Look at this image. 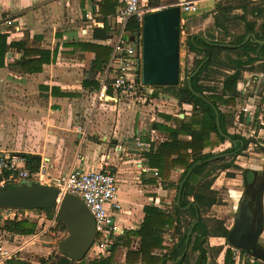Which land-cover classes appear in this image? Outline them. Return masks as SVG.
I'll return each mask as SVG.
<instances>
[{
  "label": "crops",
  "instance_id": "1",
  "mask_svg": "<svg viewBox=\"0 0 264 264\" xmlns=\"http://www.w3.org/2000/svg\"><path fill=\"white\" fill-rule=\"evenodd\" d=\"M112 1L115 0H0V35H7L8 44L23 40L25 33H30L29 37L32 39L35 36L43 39L42 36L50 35V47H41L51 51L58 49L56 62L45 65L42 73L33 75L25 74L14 66L21 59L22 52L11 48L6 53L4 67L0 68V155L40 156L41 164L42 162L46 164L47 172L53 178L66 174L78 166L85 168L94 166L100 169L109 164L119 179L118 198L122 208L115 214L114 224L122 229L124 234L125 230L136 229L133 222H143L146 206L154 205L163 209L159 205L161 194L158 196L154 194L158 191L157 186L162 192V185L166 187V183L160 178H156L155 183L149 182L154 179L155 172L147 167L145 151L136 148L135 140L139 138L143 142H152L153 146L157 147L167 135L153 130V123L171 126L172 122H166L161 115L150 116V120H147L150 125L147 126L144 120H141L138 111L135 116L133 115V111L141 106L129 103L127 99H122L118 104L100 106L94 101L91 88L83 86L94 54L75 50L69 44L85 43L110 48V61L116 39L120 36L126 38L128 35L125 31L126 26L124 28L117 18L121 8L118 0L115 14H105L107 10L111 11ZM177 1L142 0V5L159 9L173 6ZM180 3L178 1L179 5ZM227 3L215 2L214 21L220 8L231 9L230 16L226 17V20L220 18L223 27L228 30L238 21L244 27L241 19H235L240 15L234 12L243 11L239 8L250 2L243 3L237 0L231 4ZM251 3L252 6L258 4L255 1ZM210 20H213V16L206 19L208 23ZM244 32L245 29L233 40L238 39ZM225 36L227 40H217L223 41L222 44H230L233 41L232 36L230 33ZM107 65L103 71L96 74L95 82L98 83L100 74ZM247 72L246 75L249 74ZM263 73L260 72L261 76H264ZM33 86L34 94L21 92V88L27 89ZM7 88L17 89L20 92H8ZM53 88H55L54 92ZM63 94L69 96L65 97ZM258 98L256 95H250V98L240 100L244 105L251 104L250 99H253L252 103L258 104L259 110L253 127H250L249 123L239 124L236 122V117L226 115L230 120L228 123L230 134L249 139L258 135L262 139L260 146H264V124L261 123V121L264 123V111L261 109L264 107V99L257 100ZM125 107H128V110ZM186 107L190 110L182 113L184 117L190 115L192 109L191 106ZM225 107L221 106L220 109ZM177 115L172 117L183 119L181 114ZM127 137L133 140L126 145V148L143 153L122 152V154L116 151L115 147ZM173 174L171 182L174 180ZM215 182L223 183L224 180L219 178ZM212 189L218 191L219 188L213 186ZM32 237L34 236L8 233L5 247L11 258L5 264H40L23 257L18 258L20 254L30 249L38 253L40 248L36 244L32 246ZM209 240L222 241L225 238L211 237ZM133 241L137 244L139 242L138 239ZM174 245L173 243L172 247ZM164 246H166L165 238ZM120 248L125 253L121 263L126 264V248L123 246ZM225 254L226 251L221 254L224 264ZM43 263L45 260L42 261Z\"/></svg>",
  "mask_w": 264,
  "mask_h": 264
},
{
  "label": "trees",
  "instance_id": "2",
  "mask_svg": "<svg viewBox=\"0 0 264 264\" xmlns=\"http://www.w3.org/2000/svg\"><path fill=\"white\" fill-rule=\"evenodd\" d=\"M111 1V0H109ZM117 0L111 2V11L105 12L108 14H115L117 7ZM233 9V8H232ZM243 15L235 19H241L244 23L245 32L238 39L230 42L232 45H238L242 43L245 37L253 33L256 39L264 40V0L261 1L259 6H252V3H247L241 6ZM231 9H221L216 16L215 25L218 30L227 32V28L223 27L220 18L226 20V17L230 16ZM251 14L255 20H248L247 16ZM203 25V24H202ZM201 24L198 26L202 28ZM125 31L129 35H138L142 29L136 19H131L125 28ZM7 35H0V68L4 67V58L9 49L14 48L19 52H22L21 59L14 65L25 74H38L42 73L45 65H50L56 62L58 49L51 51L50 49L42 48L41 46H35L29 44L30 37L27 36L23 40L11 42L8 44ZM41 37H34L33 41L40 40ZM213 43H224L218 41L212 36H208ZM205 45L202 40H195L192 42L190 37L186 40V47L189 53L203 54V57L195 61V68L189 72L184 81H180L177 86L169 87H155L156 89H164L169 96L178 101L180 106H191L190 115H186L183 119L168 116L166 114H160L166 122H172L171 126L161 123H153V130H157L167 135V138L162 141L157 147L152 148L149 152H144L147 158V167L150 171L155 172L154 179L149 182L155 183L156 178H160L168 186L172 185L171 175L175 169H182L183 173L179 179V184L187 171L197 161H205L213 156L220 154H231L240 149V145L233 146L226 149L221 153L206 152L227 143V140L223 138L218 131L216 125V114L211 105L207 104L204 100L194 96L188 88V78L193 74L196 68L207 57V53L199 50L197 46ZM69 46L75 50L88 51L94 54L93 61L91 62L90 69L83 82L84 87H90L93 94L99 87V84L95 82V76L98 72L103 71L107 65L111 49L95 46L85 43H71ZM259 45L252 42H248L241 48L228 49L221 47L210 48L212 57L204 65L197 76L191 80L192 87L198 93L204 95L219 111L220 114V127L222 131L229 135L233 140H241L244 142V147L232 155V157L221 158L218 161L210 162L196 167L189 179L183 186L181 193L180 207L175 204L173 212H167L163 209L157 208L154 205L146 206L144 208V220L138 229L125 230L124 234L115 242L111 248V253L108 258L95 259L87 262L82 261L76 263L63 257L59 264H112L116 248L123 246L126 248V264H173L184 252L185 241L187 238L188 230L192 223L196 219V209L200 213L201 220L193 230V234L190 238L189 250L191 252H198L199 257L195 264L207 263V244L209 237H222L227 238L229 230L223 229L220 232H209L203 216H205L215 205L219 203L218 192L213 190V184L217 179V173L220 171H226L233 167L241 169L239 166L234 165L236 157L242 155L243 151L247 149L250 139H246L236 134H230L229 117L224 114L220 107H233L237 101V95L234 93V87L238 80L243 76L244 72L259 70L264 72V46L258 53ZM261 56L263 59H261ZM260 63V66L256 64ZM224 71L225 74H222ZM232 72V74H228ZM222 76V92L218 93L216 86H211L214 83L215 76ZM55 91V88L52 89ZM158 92L154 93V98L158 97ZM68 97L69 95H64ZM27 159V169L32 173L39 171L41 160L40 156L23 154L20 155ZM229 178H233V174H227ZM179 184L176 185L177 194L179 190ZM190 205V208L186 211L181 208H186ZM44 211L41 209H35ZM48 218H52L50 214L46 213ZM191 216V222L187 225L182 232L178 243H176L171 249L167 250L164 246V235L167 228L176 226L178 232L181 231L180 223L181 216ZM65 225V224H64ZM38 225L36 221H7L3 230L7 233L21 236H33L37 233ZM66 228V226H65ZM212 233V234H210ZM134 239H138L137 248H132ZM242 254H247L241 251ZM233 249L228 248L225 254V264H234L233 261ZM189 255L179 264H190ZM45 264V263H43Z\"/></svg>",
  "mask_w": 264,
  "mask_h": 264
},
{
  "label": "water",
  "instance_id": "3",
  "mask_svg": "<svg viewBox=\"0 0 264 264\" xmlns=\"http://www.w3.org/2000/svg\"><path fill=\"white\" fill-rule=\"evenodd\" d=\"M178 1L182 2L183 0ZM178 1L173 6L159 8L144 17L142 26V82L145 86L169 87L177 86L180 82L181 9ZM203 17L207 19L208 15ZM198 26L199 24L190 25V30L195 29L190 35L191 41L202 40L205 45L197 47L206 52L207 57L188 78V88L194 96L212 106L216 114L219 134L231 145L235 147L240 145V149L231 154H220L205 161L194 163L179 184L176 199L177 207H180L183 186L196 167L218 161L221 158L231 157L244 147L243 141L233 140L222 131L219 111L204 95L194 90L191 83L192 78L197 76L211 59L210 48L212 47L238 49L248 42H252L260 46L258 49V53H260L264 46V40L256 39L252 33L248 34L244 41L238 45L213 43L202 34L203 30L199 29ZM130 41L135 42L138 49V36L130 37ZM261 59H263L262 56ZM181 117L184 118V115ZM255 191L256 189L245 190L240 201L236 203V222L229 231L226 240L233 249L244 251L264 263V251L258 250L259 241L264 233V187H260L257 194ZM255 195L257 196L256 199ZM189 208L190 205L181 209L186 211ZM0 209L22 211L41 209L50 214L52 218L54 217L55 221L64 223L68 235L58 243V251L63 257L77 263L86 260L97 236L94 218L78 197L70 194L61 195L57 188L38 181L24 180L16 186L0 190ZM200 220V213L196 209V219L188 230L184 252L173 264H179L186 257L193 230L200 223Z\"/></svg>",
  "mask_w": 264,
  "mask_h": 264
},
{
  "label": "built area",
  "instance_id": "4",
  "mask_svg": "<svg viewBox=\"0 0 264 264\" xmlns=\"http://www.w3.org/2000/svg\"><path fill=\"white\" fill-rule=\"evenodd\" d=\"M206 1L221 2L223 0H183L180 3L181 28L182 23L183 26L186 25L182 13H197L200 4ZM118 2L121 8L117 18L124 28L131 19H136L142 29L144 17L158 10L143 6L142 0H118ZM133 36L129 34L127 38L120 36L114 42L112 57L104 72L100 74L99 87L93 93L96 104L100 106L114 105L120 103L122 99H127L134 105L138 101L143 103L155 101L156 98L153 96L155 87L145 86L142 82V31L137 35L138 49L135 42L130 41V37ZM261 109L264 111V107ZM258 110L257 103L244 105L240 100H237L236 106L225 107L221 111L236 117L237 123H249L250 127H253ZM261 123L264 124L262 121ZM79 132H81L80 129ZM128 139L125 138L121 144L117 145L116 151L121 153L127 151ZM135 144L136 148L145 152L151 151L154 147L152 142H143L139 138L135 140ZM26 166L27 159L25 157L0 155V190L16 186L24 180H34L57 188L61 195L70 194L78 197L92 214L96 225L97 236L90 251L95 253L97 259L108 258L113 244L123 235L122 229L114 224L115 214L122 208L118 198L119 179L111 166L106 164L100 169L94 166L87 168L78 166L56 178L50 176L44 162L40 165L37 173H32ZM27 213L28 211L0 209V264H5L11 258V254L5 247V236L8 233L3 230V226L10 220L35 221L27 216ZM141 224L133 222L136 229ZM233 252L234 264H254V257L247 263L241 258V252L234 249Z\"/></svg>",
  "mask_w": 264,
  "mask_h": 264
},
{
  "label": "rangeland",
  "instance_id": "5",
  "mask_svg": "<svg viewBox=\"0 0 264 264\" xmlns=\"http://www.w3.org/2000/svg\"><path fill=\"white\" fill-rule=\"evenodd\" d=\"M236 2L235 0H223L220 3H227L231 4L232 2ZM258 3L255 6H259L261 3V0H238V2H254ZM214 6L215 2L214 1H206L200 4L199 11L197 13H189V12H183L182 17L186 20L185 23L186 25L183 26L182 23V28H181V39H180V81H184L186 79V76L189 72H191L195 68V61L202 58L203 54H197L196 53H189L187 51L186 47V39L188 38L189 35L192 34V32L195 30H190V25L193 24H203L202 27V34H206V36H212L215 39H221V40H227L226 34L230 33L232 36V40L235 36H237L239 33H242L244 31L243 24L241 22H236L232 26H230L227 30L225 31H219L216 29L214 25ZM204 14L208 15V17L213 16V20H210L209 23H207L206 19H204ZM234 14L237 15H243V11H238L234 12ZM212 15V16H211ZM247 18L252 21L255 20V18L249 14ZM198 29V28H196ZM46 33V32H45ZM29 34V35H27ZM25 33L23 38L30 36V33ZM21 38V39H23ZM43 39L36 41H33L32 38L29 39V44H33L35 46H43V47H50V35L48 36H42ZM127 38V37H126ZM229 40V39H228ZM257 66H260L259 64H256ZM222 74H225L224 71H221ZM249 74H244L245 77L247 78H253L251 73H256L259 74V70H255L254 72H247ZM222 76H215L214 83H211V86H216L218 89V93L222 92V81H223ZM260 83L258 82L254 91L252 92V95H256L258 98L259 96L264 99V77L261 76L259 79ZM254 81V80H253ZM21 92H31L34 94L35 92V87H28L27 89L21 88ZM8 92L11 91H16L20 92L17 89L13 88H7ZM155 92H158V97L156 98L155 102H147L143 103L142 101H138L136 106H141L139 109H135L133 111V115H136V112H139V116L142 117L141 120H144V122L148 125L150 123L147 120H150V116H155L158 117L160 114H170L172 116L178 114L177 116L182 115L183 112H186L187 110H190L189 107H184L180 106L178 104V101L174 99L173 97L169 96V94L164 90V89H156ZM258 98L257 100L261 99ZM253 99H250L252 103ZM156 103V104H154ZM237 104V102H236ZM150 106V107H148ZM153 106V107H152ZM147 107V108H143ZM125 109L128 110V107H125ZM117 114V113H116ZM118 115V114H117ZM133 116V117H134ZM136 124V123H135ZM128 138V137H127ZM133 139L129 137L128 139V144L132 141ZM261 137L256 135L253 137L250 141V143L247 146V149L243 151L242 155L238 156L234 160V165L239 166L241 169H236L235 167L226 170V171H220L217 173V180L219 178L223 179V183H217L216 182L213 184V186H217L218 189V199L219 203L215 205L205 216H203V220L209 230V232H220L223 229L229 228L231 230L236 222V203L240 201L241 194L240 192L243 191L244 189V182H243V174L244 172L249 169V168H255V167H260L259 165L263 164L264 157L261 154V146H260V141ZM129 147V146H128ZM231 144L230 143H225L214 150H207L206 152H213V153H221L225 151L226 149L230 148ZM139 149V148H137ZM124 154H141L143 152H137V151H132L127 149V151H123ZM123 154V153H122ZM232 157V156H231ZM263 157V158H262ZM172 173L173 174V186L170 185L168 186L166 184V187L162 185L163 192L159 189L157 186V193L154 195L161 194L160 196V207L163 208L164 210H168L169 212H173V207L175 204V198L177 195V189L176 185L179 184V179L181 177V174L183 171L175 169ZM227 174H233V178H229ZM46 184V183H44ZM48 185V184H47ZM159 192V193H158ZM27 216L30 218L35 219L38 228H37V233L33 235L31 240L32 246L34 244L37 245V247L40 248L38 253H34L32 249L30 251H25L24 253L20 254L18 258H25L26 260H31L38 262L42 264V261L45 260V264H59L60 260L63 258V256L60 254L58 251V243L63 240L67 235L68 231L67 228H65L64 223H59L55 221V218H48L47 214L45 211H40V210H31L28 211ZM191 216L189 215H182L180 220V228L181 231L178 232L176 226L171 227L165 232L164 238H165V245L167 250L171 249L173 243L176 244L178 243V240L184 232V229L187 227V225L191 222ZM212 234V233H210ZM211 237H209L210 239ZM6 241H8L7 235L5 236ZM208 239L207 244H205V247L207 248L208 254H207V263L206 264H224V261H222L221 254L225 251H227L228 248H232L227 240H222V241H210ZM133 248H137L138 244L137 242L133 241L132 243ZM259 246L260 248H264V233L262 238L259 241ZM122 246H119L116 248L115 254H114V259L112 264H124L121 263V260L125 256L124 250L120 248ZM240 252V251H238ZM25 254V255H23ZM23 255V256H22ZM189 255V260L190 264H195L199 257L198 252H191L190 250L188 251ZM241 258H243V261L246 260L248 263L249 260L252 258L250 255H244L241 254ZM97 259L95 257L94 252H89L87 257H86V263L93 261ZM253 261L254 264H264L261 261H258L254 259Z\"/></svg>",
  "mask_w": 264,
  "mask_h": 264
},
{
  "label": "flooded vegetation",
  "instance_id": "6",
  "mask_svg": "<svg viewBox=\"0 0 264 264\" xmlns=\"http://www.w3.org/2000/svg\"><path fill=\"white\" fill-rule=\"evenodd\" d=\"M189 37H190V35L188 36V38ZM190 40H191V37H190ZM228 74H232V72H228ZM244 74H245V72L243 73L242 78L237 81V83H236V85H235V87L233 89L234 93L237 95V100L250 98V95L253 94L252 92L254 91L257 83L260 81L259 80L260 77H261L260 73L259 74L251 73V75H253L252 76L253 78H247V77L244 76ZM260 150L262 152L261 154L264 157V146H261ZM243 182H244V188H243L244 190L240 192L241 197L244 195V191L245 190H248V189L254 190V189H256L255 193L257 194V190L260 187H264V160H263L262 166H260L258 169H247L244 172V174H243ZM263 194H264V191H263ZM256 197L257 196L255 195V199H256ZM252 203L254 204L255 202H252ZM253 208H254V205H253ZM258 250L260 252H262V251H264V248H260V246H259Z\"/></svg>",
  "mask_w": 264,
  "mask_h": 264
},
{
  "label": "bare ground",
  "instance_id": "7",
  "mask_svg": "<svg viewBox=\"0 0 264 264\" xmlns=\"http://www.w3.org/2000/svg\"><path fill=\"white\" fill-rule=\"evenodd\" d=\"M61 198H62V197H61ZM61 198H60V199H61Z\"/></svg>",
  "mask_w": 264,
  "mask_h": 264
}]
</instances>
